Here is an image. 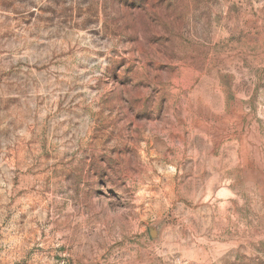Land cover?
Wrapping results in <instances>:
<instances>
[{"label": "rangeland", "instance_id": "obj_1", "mask_svg": "<svg viewBox=\"0 0 264 264\" xmlns=\"http://www.w3.org/2000/svg\"><path fill=\"white\" fill-rule=\"evenodd\" d=\"M0 264H264V0H0Z\"/></svg>", "mask_w": 264, "mask_h": 264}]
</instances>
